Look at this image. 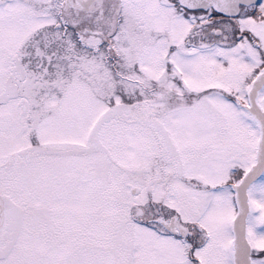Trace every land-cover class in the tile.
Returning a JSON list of instances; mask_svg holds the SVG:
<instances>
[{
	"label": "snow or ice",
	"instance_id": "snow-or-ice-1",
	"mask_svg": "<svg viewBox=\"0 0 264 264\" xmlns=\"http://www.w3.org/2000/svg\"><path fill=\"white\" fill-rule=\"evenodd\" d=\"M0 264H264V0H0Z\"/></svg>",
	"mask_w": 264,
	"mask_h": 264
}]
</instances>
